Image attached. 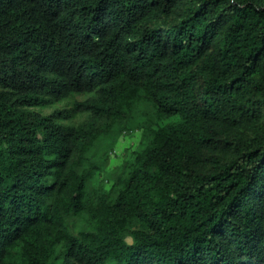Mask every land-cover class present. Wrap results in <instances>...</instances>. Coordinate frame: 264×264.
I'll return each instance as SVG.
<instances>
[{"label":"trees","instance_id":"16d2710c","mask_svg":"<svg viewBox=\"0 0 264 264\" xmlns=\"http://www.w3.org/2000/svg\"><path fill=\"white\" fill-rule=\"evenodd\" d=\"M0 264H264V0H0Z\"/></svg>","mask_w":264,"mask_h":264},{"label":"rangeland","instance_id":"374dc122","mask_svg":"<svg viewBox=\"0 0 264 264\" xmlns=\"http://www.w3.org/2000/svg\"><path fill=\"white\" fill-rule=\"evenodd\" d=\"M87 93L76 94L70 99L56 103L54 105L44 107V108H33L36 112H39L43 115H48L52 113L55 109H62L70 106L72 101L83 102L88 98ZM88 113L83 112L76 116V118L66 121L67 123H81L87 117ZM123 124V123H122ZM126 128L123 129L118 135L113 148L108 153V158L105 166V170L103 174H101L98 179H102L105 182L106 187H109V181L104 177L109 176V173H114V170L121 162L125 159H131L134 156V152L138 149V145L141 139V130L137 128V126L131 122L126 123ZM121 126V124H120ZM110 174V175H111ZM99 182V180H98Z\"/></svg>","mask_w":264,"mask_h":264}]
</instances>
